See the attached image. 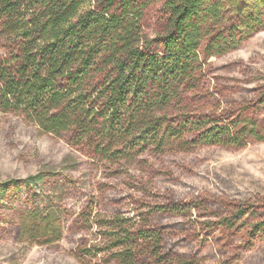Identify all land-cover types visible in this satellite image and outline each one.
<instances>
[{
  "label": "rangeland",
  "instance_id": "374dc122",
  "mask_svg": "<svg viewBox=\"0 0 264 264\" xmlns=\"http://www.w3.org/2000/svg\"><path fill=\"white\" fill-rule=\"evenodd\" d=\"M165 2L136 4L157 43ZM234 24H223L226 37ZM257 28L223 56L205 44L203 78L187 110L207 118L206 129L236 123L237 144L188 137L164 154L147 151L114 166L74 155L66 136L42 131L20 112L0 111V182H12L0 189V264H103L83 252L98 242L90 211L147 220L161 241L160 262L148 264H264V26ZM5 53L0 41V58ZM37 175L41 181L29 180Z\"/></svg>",
  "mask_w": 264,
  "mask_h": 264
},
{
  "label": "trees",
  "instance_id": "16d2710c",
  "mask_svg": "<svg viewBox=\"0 0 264 264\" xmlns=\"http://www.w3.org/2000/svg\"><path fill=\"white\" fill-rule=\"evenodd\" d=\"M138 1L0 0V111L20 112L42 131L66 136L74 155L114 166L147 151L164 154L188 137L237 144L236 123L206 129L207 118L187 110L203 78L205 44L219 57L251 37L264 26V0H166L161 43L145 34ZM229 20L236 33L226 37ZM243 129L263 141L255 124ZM86 222L98 242L85 255L103 264L160 262L161 241L147 220L90 211Z\"/></svg>",
  "mask_w": 264,
  "mask_h": 264
}]
</instances>
